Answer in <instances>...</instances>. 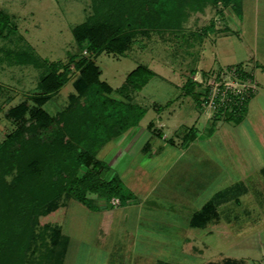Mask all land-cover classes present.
Returning <instances> with one entry per match:
<instances>
[{
	"label": "rangeland",
	"instance_id": "1",
	"mask_svg": "<svg viewBox=\"0 0 264 264\" xmlns=\"http://www.w3.org/2000/svg\"><path fill=\"white\" fill-rule=\"evenodd\" d=\"M243 3V27L237 31L234 30L237 27L231 25V31L225 33V24L229 28V21L236 16L234 14L231 17L233 13L229 8H224L225 14L222 16L214 7H208L203 13L191 15L181 33L157 32L150 37L140 33L122 54L102 52L94 56L86 49V45L78 47L72 34L75 25L84 21L91 13V0H0V9L9 15V24L0 37V140L14 128V124L5 116L10 106L24 100H28L30 107L37 104L33 99L42 91L38 82L48 71L50 63H61L57 70L62 72L63 64L70 60L71 54L76 53L77 58L89 56L100 67V77L114 88L125 81L132 69L144 64L155 75L141 90L134 93V100L147 107V113L139 124L140 129L130 139L129 132H123L104 145L97 157L109 166L107 177L117 173L128 186L136 177L142 179L148 173L153 174L155 169L159 171V164L162 165L167 160L163 159L162 154L148 155L151 158L148 163L149 159H145L141 143L151 138L157 148L163 140L161 137L149 138L141 128L149 132L148 124L153 122L152 125L156 124L166 132L170 131L169 133L180 132L194 124L202 130L208 123L206 118H214L212 109L202 110L199 97L185 93L190 78L204 84L206 80H212L210 71L218 72L229 65L240 64L249 72L255 68L254 77L257 84L261 85L262 89L259 90L264 95V67L261 65V59L264 62V34L260 33L256 43L254 0H243ZM257 13L264 16V0H260ZM212 18L215 23L214 32L206 29ZM22 50L33 51L39 62L47 61V65L38 67L33 63L17 62L14 54ZM256 61L258 67H255ZM70 68L69 81L45 104L52 114L63 107L68 95L74 91L80 72L73 63H70ZM195 88L202 95L204 87L199 85ZM113 95L119 96L116 92ZM167 102L171 104L159 113L158 107ZM260 114L263 116L264 110ZM235 122L233 119L228 124L233 125ZM226 123L216 125L217 131L210 139L211 145L217 150L223 147V169L230 172L232 180L242 178L250 196L242 201L237 211L233 210L234 203L227 205L229 210L225 208L223 215L227 217L229 224L225 221L228 225L223 232L218 233L219 229L213 227V234H208L206 229L189 233L195 247L202 250L204 245H200L199 239H204L209 245L206 249L195 250L192 242L182 244L185 229H175L173 234L166 230L165 236L161 235L162 232L156 236L152 228L143 229L141 235L136 236L132 230L128 232L126 226L121 225L119 229L113 228L111 233L102 235L101 214L75 199L64 197L61 201L63 206L54 215L44 218L42 223L48 220L51 224L61 225L64 232L71 236L68 264H156L157 259L181 264H206L225 258L234 259L241 264H264V153H259L261 166L257 168L242 141L225 128L228 126ZM254 124L258 128L257 123ZM263 129L262 127L259 137L262 143L260 149L264 150ZM256 132L258 133L257 130ZM255 143L259 145V139L255 138ZM174 150L172 147L167 154ZM168 160H171L169 156ZM154 177L152 175L153 180L150 178L151 183L155 182ZM182 184L181 191L184 194L178 189L177 194L165 196L161 195L158 188L149 196L151 199L158 198L159 201L176 197L179 200L176 201L175 211L188 214L193 204L186 201L197 197L198 193L202 195L203 188L196 187L189 179H185ZM98 202L99 205L106 203L102 199ZM180 222L185 225L187 218H182ZM158 239H162L161 242Z\"/></svg>",
	"mask_w": 264,
	"mask_h": 264
},
{
	"label": "trees",
	"instance_id": "2",
	"mask_svg": "<svg viewBox=\"0 0 264 264\" xmlns=\"http://www.w3.org/2000/svg\"><path fill=\"white\" fill-rule=\"evenodd\" d=\"M241 5L242 0H91V13L75 25L72 34L78 47L86 45L94 56L102 52L122 54L140 33L149 37L157 32L181 33L195 13L214 7L223 16L227 7L241 15ZM8 24L9 15L0 9V37ZM206 29L214 32V19ZM14 55L19 63L47 65V61L40 63L33 51H16ZM70 63L80 75L67 102L52 114L45 104L69 81ZM60 64L50 63L41 76L38 86L42 91L33 99L36 105L30 107L28 100H24L5 112L14 128L0 140V264H63L69 235L61 225L48 220L42 223L63 206L62 198L75 199L97 210L101 199L110 203L112 197H118L124 205L133 197L117 173L107 177L110 168L97 153L108 142L139 125L147 107L134 100V93L155 73L147 65L139 64L114 88L100 77V67L89 56L77 58L76 53L71 54L62 72L57 70ZM237 67L245 77L257 81L252 72L240 64ZM187 84L185 93L199 97L201 106L204 93L201 95L195 87L202 84L192 78ZM248 103L239 106L231 102L232 110L221 108L214 119L221 116L238 121ZM165 105H158V111ZM152 123L148 124L151 133L162 136L163 132ZM192 132L190 127L186 137ZM206 264L241 263L225 258Z\"/></svg>",
	"mask_w": 264,
	"mask_h": 264
},
{
	"label": "crops",
	"instance_id": "3",
	"mask_svg": "<svg viewBox=\"0 0 264 264\" xmlns=\"http://www.w3.org/2000/svg\"><path fill=\"white\" fill-rule=\"evenodd\" d=\"M259 3L260 0H254V31L257 36L256 43L258 41L257 38L262 33L264 34V16L261 17L257 13V11L259 10ZM229 9L233 13L231 14V17L234 16V14L236 16H234V18L229 21V28H227L225 33L231 31V25L237 27L236 29L234 28L235 31L239 30L240 27H243L242 25L244 22L243 15L245 6L243 0L241 5V15L237 16L238 14L232 8ZM261 27L263 29H261ZM258 58L261 59L260 57ZM261 60V65L262 67H264L263 59ZM255 65V67H258L257 61ZM252 72L254 73V75H256L255 68L252 69ZM258 85V91L254 95V97L249 100L244 115L233 125L228 124V122L232 121L234 118L224 119L221 116L217 119L206 118V122H211V124L208 125L207 123V125L203 126L202 130L194 124L193 126H191L193 127V132L190 134V136H188V138L186 137V132L190 127L177 133L176 131L169 133L170 131L166 132L165 130H163L164 128H159L155 124V126L163 132L162 136H156L152 134L151 131L148 132L145 128V130L141 128L142 131L145 132V134L147 133L148 137H161V139L163 140V143L158 145L157 148L155 144L151 142L150 137V139H147L146 141L142 142L143 139L139 141V143L142 142L141 148L146 156L145 159H149L147 162L149 163L151 160L148 155L154 156L157 154H162L163 159L165 158L167 161L162 165L159 164V171L152 168L154 170L153 174L148 173L142 179L136 177L129 186L125 184L128 189L133 192V197L128 199L124 205L120 203L118 197L112 198H118L119 203H113L111 198L110 203L100 204L101 207L96 211L101 214V234L103 235L111 233L113 228L119 229V226L121 225L122 227L126 226L125 229L128 232L132 230L136 236L141 235L143 229L152 228L156 236L160 232H162V236H165L166 230H169V232L173 234L175 229H185V233L182 235L183 239H181V243L189 244L192 242L189 238V233L192 231H202L203 229H206L208 234H213L214 231H212V228L215 227L216 229H219L217 230L218 233L219 231L223 232V229L227 228V225L229 224V222L227 221V217L223 215L225 212V208L226 210H229L227 205L230 203H234L235 207L233 208V210L237 211L240 209L242 201L250 195L242 178L239 177V180H232L230 172L223 169L222 158L225 154L224 150H222L223 147H221V150L219 148L217 150L211 145L212 140L210 139L212 138V135L217 131L216 125L218 126L219 123L223 125L224 123H226L225 121H228L226 123L228 126L225 128L229 129L231 131V134L236 135V138L239 141H242V143L244 144V148L246 149L247 153H249L253 161V164H255L257 168L261 166V163L259 161L261 160V156L259 155V153L263 154L264 150L260 149L262 143L259 135L261 136V129L262 127L264 128V115L261 116L260 114V112L264 110V95L262 94V91L259 90L260 88L262 89L261 85L259 83ZM170 104L171 102L169 103V105ZM169 105H165V107ZM254 123H257L256 126H258V128L254 127ZM131 129L137 130L130 131ZM139 129V125H137L129 128L124 133L129 132L130 139L132 136H134L135 133L137 134V131ZM256 130L258 131V133L256 132ZM145 134L144 137L146 138L147 136ZM255 138L259 139V145H256ZM147 142L150 143L149 146H147ZM172 147L175 150L171 154H167V152H169ZM190 154L191 156L188 157L187 155ZM168 156L169 158H171L170 161L168 160ZM148 163H145L146 166L148 165ZM156 171L158 172L157 174ZM171 171L173 172V174ZM152 175L155 176V182L151 183L150 178L151 180H153ZM185 179L192 180L196 187L198 186V188H203L202 195L201 193L197 194V197L201 195L199 198L192 197V199L186 201V203L188 202L189 204H193L188 214L181 211H175L176 201L179 200L176 197H170L168 200L159 201L158 198L151 199V197L149 196L150 194H152L151 192H154V190L158 188H160L161 195H175L179 190L181 191V189L183 188L182 183ZM146 183H148L149 185H147ZM143 185H147V187H142ZM181 194L184 193L182 192ZM166 202L168 204H166ZM182 218H187V223L185 225L180 222ZM173 220L174 222H171ZM171 229L173 230L171 231ZM66 234L69 235L68 233ZM162 239L164 238L162 237ZM161 240L158 239V242H161ZM199 240L200 245H204L202 246L204 247L202 250L206 249L209 246L204 241V239ZM71 241L72 239L69 235V244L66 250L63 264H68L67 256L71 247ZM166 242L167 241H165V243ZM191 245L195 250L202 251L199 247H195L196 244L194 242H192ZM159 261L169 260L157 259L156 264Z\"/></svg>",
	"mask_w": 264,
	"mask_h": 264
},
{
	"label": "built area",
	"instance_id": "4",
	"mask_svg": "<svg viewBox=\"0 0 264 264\" xmlns=\"http://www.w3.org/2000/svg\"><path fill=\"white\" fill-rule=\"evenodd\" d=\"M209 75L212 80H206L202 84L204 96L201 100V108L203 111L212 109L213 115L221 108L232 110L229 107L231 102L239 106L244 105L258 91L257 81L245 77L237 65L228 66ZM112 202L119 203V200L112 198Z\"/></svg>",
	"mask_w": 264,
	"mask_h": 264
}]
</instances>
